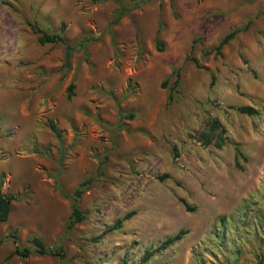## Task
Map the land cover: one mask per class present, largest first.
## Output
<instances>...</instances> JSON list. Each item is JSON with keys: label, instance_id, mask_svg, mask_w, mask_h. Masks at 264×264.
Here are the masks:
<instances>
[{"label": "rangeland", "instance_id": "1", "mask_svg": "<svg viewBox=\"0 0 264 264\" xmlns=\"http://www.w3.org/2000/svg\"><path fill=\"white\" fill-rule=\"evenodd\" d=\"M34 22L54 34L62 24L72 47L90 41L64 65ZM86 180L84 220L63 234L67 196ZM0 193L18 197L0 224V264H59L8 258L9 234L20 248L31 237L60 246L62 264H138L179 230L146 264L264 260V0H0Z\"/></svg>", "mask_w": 264, "mask_h": 264}, {"label": "trees", "instance_id": "2", "mask_svg": "<svg viewBox=\"0 0 264 264\" xmlns=\"http://www.w3.org/2000/svg\"><path fill=\"white\" fill-rule=\"evenodd\" d=\"M125 11L123 10L122 7L118 9L116 12V15L111 23V25H116L117 22L124 16ZM26 26L28 27L29 31L32 32V34L36 35V43L39 46H44V45H56L60 44L63 46V55H64V65H67L70 59V56L72 53H77L80 51H84L85 45L90 41L89 39H81L76 43L74 47L68 45L63 36V30L64 27L62 24H60V28L58 33H45L44 31H41L37 28V23H32L29 24L27 23ZM246 28H243L241 30H234L225 35L217 44V46L213 49V52L215 55H219V51L221 47L225 46L229 41H231L234 36L240 32L244 31ZM155 48L156 51H160V46L158 43H155ZM186 61H190L191 63L194 64L195 67H198L197 62L194 59H189L188 57L185 58ZM172 76L175 77V80L173 81V87L176 88L178 85V79H179V74L177 71H174L171 73ZM72 86H69L67 88V95L70 94ZM168 102L170 101V96H168ZM235 111L240 114L244 115L247 117H251L256 115V111L253 110L250 107H239L236 108ZM125 119H132V116L126 115L123 116ZM218 124L216 122L209 123L206 127V133L202 135V141L205 142L207 145L209 143V137L210 134L216 129ZM48 130L50 133H52L57 139L60 138V134L56 131L55 126L52 123L48 124ZM222 131V130H219ZM235 158H240L241 154L237 149H235ZM90 185V180L82 181L76 189H74L70 195L67 196V199L70 202V213L67 218V221L64 225L63 228V234L68 233L69 231L72 230V228L81 223L84 220V217L86 215L85 212L80 211L78 208V201L80 197L85 193V191L88 189ZM17 196H11V195H3L0 193V224L5 223L8 214L10 212V204L12 202H15L17 200ZM180 204L182 205L184 211L190 213L193 211L192 208L188 207L184 201L179 200ZM132 216L131 213H128L124 215L121 219L117 220L110 228H108V232L112 233L121 228V225L124 221H127L130 217ZM187 234L185 230H179L175 235L172 237H169L156 245L152 249H147L143 251L142 258L138 264H146L150 258H152L155 255H158L173 245L177 244L182 240V238ZM7 238H10L12 240L13 244V250L12 252L8 255V258L11 257H17L18 259H26L31 255L37 256V257H51V258H56L59 264H62L64 259H65V254L63 249L60 246H46L39 238L37 237H31L28 241V247L20 248L17 246L16 243V238L13 234H9V236H6ZM5 237V238H6ZM2 240H0L1 244ZM122 264H124V261H122ZM255 264H264L263 259H259Z\"/></svg>", "mask_w": 264, "mask_h": 264}]
</instances>
